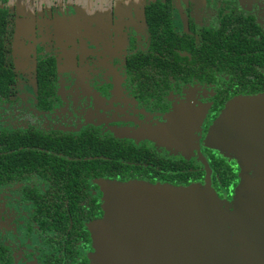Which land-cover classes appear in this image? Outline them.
Returning <instances> with one entry per match:
<instances>
[{"label": "flooded vegetation", "instance_id": "obj_1", "mask_svg": "<svg viewBox=\"0 0 264 264\" xmlns=\"http://www.w3.org/2000/svg\"><path fill=\"white\" fill-rule=\"evenodd\" d=\"M136 1L91 19L80 0H0V264H98L110 183L237 208L253 173L230 118L264 99V0Z\"/></svg>", "mask_w": 264, "mask_h": 264}, {"label": "water", "instance_id": "obj_2", "mask_svg": "<svg viewBox=\"0 0 264 264\" xmlns=\"http://www.w3.org/2000/svg\"><path fill=\"white\" fill-rule=\"evenodd\" d=\"M236 111L234 145L253 173L242 177L237 208L227 211L209 187L110 183L98 264H264V99Z\"/></svg>", "mask_w": 264, "mask_h": 264}, {"label": "rangeland", "instance_id": "obj_3", "mask_svg": "<svg viewBox=\"0 0 264 264\" xmlns=\"http://www.w3.org/2000/svg\"><path fill=\"white\" fill-rule=\"evenodd\" d=\"M26 0H21V3L22 5L24 4ZM81 2L85 3V8L82 10V13L85 14L86 17L89 16V18H96L98 17L99 15L98 14H93V15H89V13H94V12H99L100 14H103V15H106L110 12V8L111 7H118L117 5L116 6H112L113 5V0H80ZM106 5L108 8L106 9L105 6L103 5ZM20 5V3H19ZM124 8H129V6H121V7H118L115 12L116 14L118 15H126L125 13V9ZM86 24L89 26H93L91 25L89 22H86Z\"/></svg>", "mask_w": 264, "mask_h": 264}, {"label": "trees", "instance_id": "obj_4", "mask_svg": "<svg viewBox=\"0 0 264 264\" xmlns=\"http://www.w3.org/2000/svg\"><path fill=\"white\" fill-rule=\"evenodd\" d=\"M3 14H5L3 11H0V23H1V19H2V17H3ZM169 28V26H167V25H165V29H168ZM2 30V28H1V26H0V31ZM214 33V35H215V32H213ZM0 34H2L1 32H0ZM170 34V33H169ZM214 35H213V37H211V42H212V46H213V48L215 49V45H216V38H214ZM162 41V40H161ZM162 42H164V41H162ZM156 50H159V49H157L156 48ZM191 52H195V50H191ZM214 52V51H213ZM254 52V51H253ZM163 53H165V52H163ZM213 55H214V53H212V57H213ZM254 60H257V59H259L260 58V56H258L257 55V52H255L254 53ZM210 56L211 55H209V57H208V60H210ZM0 145H1V140H0ZM3 149H5L6 151H8L9 149L8 148H0V153H3L2 152V150ZM2 157H7V155H3V154H0V158H2ZM1 165H3L1 162H0V166ZM97 226V225H96Z\"/></svg>", "mask_w": 264, "mask_h": 264}, {"label": "crops", "instance_id": "obj_5", "mask_svg": "<svg viewBox=\"0 0 264 264\" xmlns=\"http://www.w3.org/2000/svg\"><path fill=\"white\" fill-rule=\"evenodd\" d=\"M140 2L142 3V0H137L136 2H133V3H134L135 6H140L141 5Z\"/></svg>", "mask_w": 264, "mask_h": 264}]
</instances>
